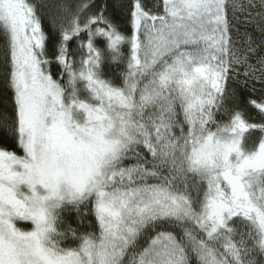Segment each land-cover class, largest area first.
I'll return each instance as SVG.
<instances>
[{
	"label": "snow or ice",
	"instance_id": "1",
	"mask_svg": "<svg viewBox=\"0 0 264 264\" xmlns=\"http://www.w3.org/2000/svg\"><path fill=\"white\" fill-rule=\"evenodd\" d=\"M0 264H264V0H0Z\"/></svg>",
	"mask_w": 264,
	"mask_h": 264
}]
</instances>
